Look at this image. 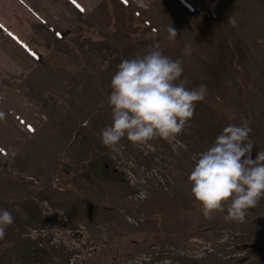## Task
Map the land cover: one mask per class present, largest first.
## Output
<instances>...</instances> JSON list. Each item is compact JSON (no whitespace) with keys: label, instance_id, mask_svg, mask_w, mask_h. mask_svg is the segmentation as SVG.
<instances>
[{"label":"rangeland","instance_id":"374dc122","mask_svg":"<svg viewBox=\"0 0 264 264\" xmlns=\"http://www.w3.org/2000/svg\"><path fill=\"white\" fill-rule=\"evenodd\" d=\"M68 29L34 72L0 75V209L15 217L0 264H264V197L242 222L206 219L188 181L192 156L227 124L247 121L253 158L264 151V0L106 4ZM156 44L208 95L175 147H106L112 75ZM137 181L148 197L135 201Z\"/></svg>","mask_w":264,"mask_h":264},{"label":"clouds","instance_id":"9594fccd","mask_svg":"<svg viewBox=\"0 0 264 264\" xmlns=\"http://www.w3.org/2000/svg\"><path fill=\"white\" fill-rule=\"evenodd\" d=\"M231 23L236 27L235 20ZM167 31L168 39L175 42L176 30ZM183 51L190 55V45ZM183 71L182 61L165 55L158 44L142 56L123 59L111 78L112 123L101 130V143L115 148L123 138L136 145L159 138L175 147L196 103L208 95L205 84L189 88L188 79H181ZM251 132L247 121L227 124L206 150L192 156L188 181L204 218L226 211V221L242 222L246 210L264 197V151L253 158ZM14 220L11 211L0 209V240Z\"/></svg>","mask_w":264,"mask_h":264},{"label":"crops","instance_id":"0c3cea01","mask_svg":"<svg viewBox=\"0 0 264 264\" xmlns=\"http://www.w3.org/2000/svg\"><path fill=\"white\" fill-rule=\"evenodd\" d=\"M139 2L142 0H0V75L10 64L25 70L39 68L48 50L46 44L64 38L74 20L87 18L98 7H137ZM5 109L9 112L7 106ZM1 145L0 154L10 155Z\"/></svg>","mask_w":264,"mask_h":264},{"label":"built area","instance_id":"2783aa9c","mask_svg":"<svg viewBox=\"0 0 264 264\" xmlns=\"http://www.w3.org/2000/svg\"><path fill=\"white\" fill-rule=\"evenodd\" d=\"M134 177V176H133ZM145 182L143 183V185H145L146 184V180L145 179H143ZM141 181V180H140ZM140 181H137L136 183V185L135 186H137V189L139 190V191H137V193L134 195V200L136 201V199H137V197H142V198H146V197H148V194L147 193H144V192H142L145 188H144V186L142 187V186H140L141 184H140ZM131 199H133V197L131 198ZM155 250V252H156V254H158V253H160V249L158 248H155L154 249ZM165 250V249H164ZM159 251V252H158ZM173 250H171V252H172Z\"/></svg>","mask_w":264,"mask_h":264},{"label":"snow or ice","instance_id":"6c2138e0","mask_svg":"<svg viewBox=\"0 0 264 264\" xmlns=\"http://www.w3.org/2000/svg\"><path fill=\"white\" fill-rule=\"evenodd\" d=\"M0 27H2V26H0Z\"/></svg>","mask_w":264,"mask_h":264}]
</instances>
